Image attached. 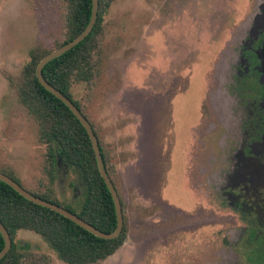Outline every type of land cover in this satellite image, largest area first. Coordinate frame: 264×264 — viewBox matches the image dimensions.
Returning <instances> with one entry per match:
<instances>
[{
    "label": "rangeland",
    "instance_id": "1",
    "mask_svg": "<svg viewBox=\"0 0 264 264\" xmlns=\"http://www.w3.org/2000/svg\"><path fill=\"white\" fill-rule=\"evenodd\" d=\"M247 5L248 0H115L104 16L102 73L94 83L72 81L70 87L102 141L123 204L126 239L99 264H199L202 242L209 264L219 261L216 234L230 219L221 220L195 195L193 200L185 152L217 52ZM64 15L62 0H0V173L9 172L30 192L48 185L46 146L18 100V86L30 52L53 50L64 40ZM61 183L56 177V198ZM201 206L209 210L203 228V221L189 218L199 220ZM182 222L199 227L186 234L177 231ZM16 238L47 264H64L36 234L19 231Z\"/></svg>",
    "mask_w": 264,
    "mask_h": 264
},
{
    "label": "trees",
    "instance_id": "2",
    "mask_svg": "<svg viewBox=\"0 0 264 264\" xmlns=\"http://www.w3.org/2000/svg\"><path fill=\"white\" fill-rule=\"evenodd\" d=\"M114 1L98 0L97 20L91 33L73 49L49 62L42 70L44 79L69 98L84 117L79 103L72 98L71 83L76 81L91 84L100 77L103 68L101 41L105 35L103 19ZM62 2L65 9V38L53 50L82 32L91 15V0ZM53 50L42 51L37 48L30 52L29 60L22 70L23 79L18 86V100L36 122L39 140L46 146V173L49 179L48 185L41 192L26 191L62 207L97 230L109 233L116 226L115 209L111 195L99 174L89 137L70 110L47 92L35 76L38 62ZM93 131L98 139L105 170L116 189L115 170L94 128ZM1 173L11 176L7 171ZM56 177L62 181L58 198L55 197L53 189ZM73 188L76 189L75 198L74 195L69 196ZM120 202L123 212L121 199ZM0 222L11 239V249L0 260V264L48 263L45 257L31 253L27 242L17 240L19 231H28L39 236L64 264H99L123 245L127 235L124 225L121 234L115 239L97 238L61 215L27 201L1 181ZM3 246L0 234V251Z\"/></svg>",
    "mask_w": 264,
    "mask_h": 264
},
{
    "label": "flooded vegetation",
    "instance_id": "3",
    "mask_svg": "<svg viewBox=\"0 0 264 264\" xmlns=\"http://www.w3.org/2000/svg\"><path fill=\"white\" fill-rule=\"evenodd\" d=\"M247 6L217 52L185 152L193 200L195 195L221 220L230 219L216 234L217 264H264V0H248ZM204 207L199 220L189 218L197 224L207 219ZM185 222L177 231L190 234L199 227ZM208 225L203 221L201 228ZM203 246L199 264H209Z\"/></svg>",
    "mask_w": 264,
    "mask_h": 264
},
{
    "label": "water",
    "instance_id": "4",
    "mask_svg": "<svg viewBox=\"0 0 264 264\" xmlns=\"http://www.w3.org/2000/svg\"><path fill=\"white\" fill-rule=\"evenodd\" d=\"M97 12H98V0H91V15H90V19L88 21V24L86 25L84 30L82 32H80L74 39H72L68 43L64 44L60 48H57V49L51 51L50 53H48L47 55H45L38 62L37 66H36L35 76H36L39 84L47 92H49L55 98L60 100L70 110V112L75 116V118L80 122L82 127L85 129V131L89 137V140L91 142V145H92V149H93V152L95 155V161H96V165H97L99 174H100L101 178L103 179L104 184L106 185V187H107V189L111 195L112 201H113V205H114V209H115V215H116L115 229L109 233L101 232V231L97 230L96 228H94L93 226H91L90 224L83 221L82 219L78 218L76 215H74V214L70 213L69 211L63 209L62 207H60L54 203L45 201L41 198L35 197L34 195H32L31 193L26 191L23 187H21L16 181H14L10 177L6 176L5 174L0 173V181L5 183L9 187H11L16 193H18L21 197H23L27 201H29L35 205H38L40 207L49 209V210L61 215L62 217L68 219L69 221H71V222L75 223L76 225H78L79 227L83 228L85 231L89 232L93 236H95L97 238L104 239V240H112V239L117 238L122 232V229L124 226L123 212H122V206H121V202H120V198L118 196V193H117L110 177L108 176V174L105 170V166H104L103 158H102L101 151L99 148L97 136L95 135L93 128H92L91 124L89 123V121L82 115V113L74 105V103L69 98H67L64 94H62L60 91H58L53 86H51L44 79L43 74H42L43 68L49 62H51L52 60L60 57L61 55L65 54L66 52L73 49L75 46H77L80 42H82L91 33V31H92V29L96 23V20H97ZM0 234H1V236L3 238V242H4V246H3L2 250L0 251V260H1L5 257V255L11 249L10 236H9L7 230L4 228V226L2 225L1 222H0Z\"/></svg>",
    "mask_w": 264,
    "mask_h": 264
},
{
    "label": "crops",
    "instance_id": "5",
    "mask_svg": "<svg viewBox=\"0 0 264 264\" xmlns=\"http://www.w3.org/2000/svg\"><path fill=\"white\" fill-rule=\"evenodd\" d=\"M120 248H121V247H120ZM120 248H119V249H120ZM116 252H117V251H116Z\"/></svg>",
    "mask_w": 264,
    "mask_h": 264
}]
</instances>
